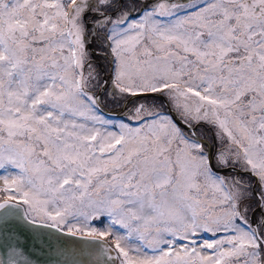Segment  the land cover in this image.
I'll use <instances>...</instances> for the list:
<instances>
[{
	"label": "snow or ice",
	"instance_id": "1",
	"mask_svg": "<svg viewBox=\"0 0 264 264\" xmlns=\"http://www.w3.org/2000/svg\"><path fill=\"white\" fill-rule=\"evenodd\" d=\"M0 169V264H264V0H0Z\"/></svg>",
	"mask_w": 264,
	"mask_h": 264
},
{
	"label": "water",
	"instance_id": "2",
	"mask_svg": "<svg viewBox=\"0 0 264 264\" xmlns=\"http://www.w3.org/2000/svg\"><path fill=\"white\" fill-rule=\"evenodd\" d=\"M111 112V111H106ZM20 239L21 243L28 244V250L33 254V259L38 258L39 264H56V253L54 251L48 250L46 247L41 250L40 248L32 246L31 243H29L27 238V233H25L24 237H18ZM65 239L69 242L71 245V242L76 240L77 238L74 237H65ZM82 259H87V257H82Z\"/></svg>",
	"mask_w": 264,
	"mask_h": 264
},
{
	"label": "rangeland",
	"instance_id": "3",
	"mask_svg": "<svg viewBox=\"0 0 264 264\" xmlns=\"http://www.w3.org/2000/svg\"><path fill=\"white\" fill-rule=\"evenodd\" d=\"M130 106V105H129ZM121 109L117 107L116 105H113L112 103H107V106L105 107V111H111V112H119ZM4 172H0V174H3Z\"/></svg>",
	"mask_w": 264,
	"mask_h": 264
},
{
	"label": "trees",
	"instance_id": "4",
	"mask_svg": "<svg viewBox=\"0 0 264 264\" xmlns=\"http://www.w3.org/2000/svg\"><path fill=\"white\" fill-rule=\"evenodd\" d=\"M0 172H4V170L3 169H0Z\"/></svg>",
	"mask_w": 264,
	"mask_h": 264
}]
</instances>
